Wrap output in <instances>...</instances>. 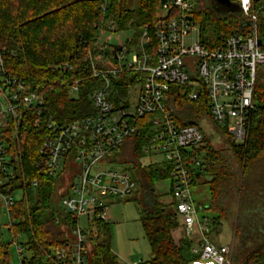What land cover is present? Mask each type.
<instances>
[{"label": "built area", "instance_id": "obj_1", "mask_svg": "<svg viewBox=\"0 0 264 264\" xmlns=\"http://www.w3.org/2000/svg\"><path fill=\"white\" fill-rule=\"evenodd\" d=\"M255 1L235 0L242 28L222 35L218 46L201 43L199 23L192 15L194 0H165L156 13L153 38L143 27L137 39L133 40L132 31L110 45L100 40L106 31L100 29L95 42L98 53L89 52V63L80 71L95 82L88 93L91 111L81 119L57 121L46 108L42 90L6 74L0 59V208L7 215L6 226L15 223L9 210L18 198L9 182L22 176L12 161L8 134L17 133L25 113L44 130L35 162L37 175L66 173L71 179L57 206L61 216L70 220L71 240L51 250L49 258L55 264H86L89 241L100 225L109 222L110 205L128 199L136 187L130 172L112 158L125 139L147 128L142 164L168 167L167 179L160 180L168 183L160 201L172 203L183 236L195 242L192 253L199 255V261L232 264L230 246L207 238L210 220L199 216L192 197L186 164L190 160L193 170L200 166L202 154L192 149L202 143L203 133L195 125H178L168 100L171 85L183 87L189 101L203 96L210 118L225 129L231 142L244 143L257 105V80L264 85V0ZM193 35L197 40L188 44ZM54 69L68 72L74 67L62 62ZM121 75L126 79L120 82ZM79 86L78 78L68 81V95L76 97ZM12 242L22 255L24 248Z\"/></svg>", "mask_w": 264, "mask_h": 264}, {"label": "trees", "instance_id": "obj_2", "mask_svg": "<svg viewBox=\"0 0 264 264\" xmlns=\"http://www.w3.org/2000/svg\"><path fill=\"white\" fill-rule=\"evenodd\" d=\"M196 3L194 0L192 15L199 23L203 45L218 46L222 35L241 30L243 18L238 11L217 13L215 8L206 6L197 10ZM159 9V0H139L134 9L127 7L126 0H0L2 69L26 85H37L43 92L46 108L57 121L81 119L91 111L88 93L95 82L83 77L80 71L89 63L88 53H98L95 42L99 30H110L111 26L114 32L131 29L135 40L142 28L147 27L153 38ZM202 10L211 16V21L206 24L200 19ZM209 28L213 30L208 33ZM62 62L72 63L74 69L68 72L55 70L54 65ZM77 78L80 79L77 96L70 97L67 82ZM124 79V75L119 77L120 82ZM183 91V87L171 85L168 101L178 125H195L203 133L202 143L192 149L196 155L203 154L200 166L193 170L189 166L190 160L186 166L192 187L200 177L207 178L204 182L208 186L209 202L204 206L196 204L199 211L216 214L209 218L210 230L206 236L218 244L221 220H226L222 204L229 193L235 194L238 214L234 232L235 235L243 233L244 237L237 239L238 250L232 264H264V85L257 80V105L242 144L231 142L225 129L210 118L203 96L197 101H189ZM202 122L211 124L224 137L227 145L223 150L212 147ZM148 131L143 128L125 139L119 154L112 158L137 170L143 193L140 224L150 249L148 263L190 264L199 261V255L191 251L190 239L174 236L178 221L172 203L160 201L161 194L154 189L155 183L167 179L168 167L142 164V146ZM43 136L44 130L33 125L29 113L21 119L17 133L8 134L9 152L22 176L17 175L9 182L11 190L20 195L9 210L10 219L15 223L7 230L28 255H19L21 264H55L49 258L51 250L71 240L70 220L61 216L55 204L58 177L36 173L35 162ZM222 151L231 152L234 165L228 164ZM33 180L36 185H32ZM241 210L245 221L240 219ZM111 241L110 222L100 225L87 246L86 264H119ZM0 264H9L8 245L1 236Z\"/></svg>", "mask_w": 264, "mask_h": 264}, {"label": "rangeland", "instance_id": "obj_3", "mask_svg": "<svg viewBox=\"0 0 264 264\" xmlns=\"http://www.w3.org/2000/svg\"><path fill=\"white\" fill-rule=\"evenodd\" d=\"M126 5L129 9H134L138 7L139 0H126ZM204 6L210 7L212 9L215 8V5L213 4L212 0H197L195 9L199 10L200 8H204ZM200 19H202L206 24L211 21V16L206 10H202L200 13ZM211 30L213 29L209 28L208 33ZM107 31L108 30L103 32L99 36V38L102 41H107L110 45H116L119 41L125 40L127 37L130 36L132 32L131 29L118 32ZM196 40V35H193L190 36L189 39H187V43L191 44ZM201 126L209 134L208 140L212 147H215L220 150H223L226 147V140L223 136H220L214 128H212L211 124H208L207 122H202ZM221 154L226 158L228 164L229 162L230 164L232 163L230 151H222ZM201 156H203V154ZM115 164L116 166L124 168L130 172L133 180L136 182V187L133 193L128 197V199L117 201L110 205L108 216L112 234L111 249L113 253L117 256L119 264H149L148 261L150 258V249L140 224V216L143 214V193L137 170L135 168L133 169L130 164L124 163L120 160H117ZM67 177L68 175L64 173L57 178V193L55 197L56 206L59 205L60 193L62 191H67V186L71 182V179ZM206 179V177H200L197 184L192 188V197L194 201L196 202V204L202 206L207 205L209 202L208 186L204 182ZM167 186L168 183L165 181H160L154 184V189L156 190V193L161 194V196L159 195V197H163L162 191ZM19 195V192L15 193L16 197H19ZM222 208L224 210V213L226 214V220H221L222 226L220 233L217 235V242L222 245L230 246L231 259L234 260L238 250L237 239L239 240V237H244L242 236L243 233H240L241 235H235L234 232V227L238 214L237 195L229 193L228 197L224 200L222 204ZM259 212L261 213L262 211L259 210ZM198 214L199 216L205 215L208 218H211L216 215L213 212L203 211H199ZM240 219L241 221L246 220V217H244V213L242 212V210L240 213ZM7 224V215L5 211L0 208V236L2 240L8 245L9 264H21V256L18 255L16 245L12 242V235L10 231L7 230ZM19 240L23 239H21L20 237ZM22 256L28 255L24 252ZM190 264L210 263L208 261H195Z\"/></svg>", "mask_w": 264, "mask_h": 264}, {"label": "flooded vegetation", "instance_id": "obj_4", "mask_svg": "<svg viewBox=\"0 0 264 264\" xmlns=\"http://www.w3.org/2000/svg\"><path fill=\"white\" fill-rule=\"evenodd\" d=\"M213 4L215 5V9L220 13H225L228 11H237V4L235 3V0H230L229 6H223L218 3H216L215 0H212Z\"/></svg>", "mask_w": 264, "mask_h": 264}, {"label": "crops", "instance_id": "obj_5", "mask_svg": "<svg viewBox=\"0 0 264 264\" xmlns=\"http://www.w3.org/2000/svg\"><path fill=\"white\" fill-rule=\"evenodd\" d=\"M173 234H174V236L176 238H182L183 237V229H182V227L180 225H178V227L174 230ZM197 237L198 236L195 234L194 235V239L196 240ZM194 245H195V242H192V245L191 246L193 247Z\"/></svg>", "mask_w": 264, "mask_h": 264}, {"label": "water", "instance_id": "obj_6", "mask_svg": "<svg viewBox=\"0 0 264 264\" xmlns=\"http://www.w3.org/2000/svg\"><path fill=\"white\" fill-rule=\"evenodd\" d=\"M216 3L223 5V6H229L230 5V0H215ZM165 5V0H159V6L163 7ZM238 10V7H237Z\"/></svg>", "mask_w": 264, "mask_h": 264}]
</instances>
